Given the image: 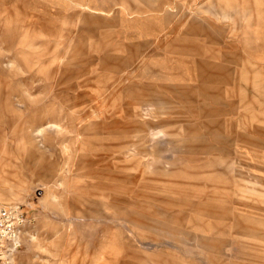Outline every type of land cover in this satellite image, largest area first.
<instances>
[{"label":"rangeland","instance_id":"obj_1","mask_svg":"<svg viewBox=\"0 0 264 264\" xmlns=\"http://www.w3.org/2000/svg\"><path fill=\"white\" fill-rule=\"evenodd\" d=\"M6 114L17 264H264V0H0Z\"/></svg>","mask_w":264,"mask_h":264},{"label":"built area","instance_id":"obj_2","mask_svg":"<svg viewBox=\"0 0 264 264\" xmlns=\"http://www.w3.org/2000/svg\"><path fill=\"white\" fill-rule=\"evenodd\" d=\"M26 218L19 205H0V264H15Z\"/></svg>","mask_w":264,"mask_h":264},{"label":"crops","instance_id":"obj_3","mask_svg":"<svg viewBox=\"0 0 264 264\" xmlns=\"http://www.w3.org/2000/svg\"><path fill=\"white\" fill-rule=\"evenodd\" d=\"M13 114H11V115H8V114H6L5 116H3V115H0V126L1 127H3V128H6V130H7V132H10L9 133V135H8V138H9V140L11 141V139H12V143H11V145H10V148L11 149H13V150H16L17 148H18V146H21L22 145V142H23V140L22 139H20L19 141H18V143H17V138H19V125L17 126V124H16V122H14L13 120H12V116ZM12 116V117H11ZM6 119V120H8V122L7 123H5V122H3L2 121V119ZM139 126L138 127H141L140 129H139V131L140 130H144V126H146L147 127V132H148V135H151V133L153 132V131H156V128L154 129V128H150V126L148 127L147 126V123H139L138 124ZM29 129H31V128H29ZM158 133L156 134V135H159V134H163L164 132L163 131H161V130H159V131H157ZM17 134V135H16ZM42 135H43V133H41ZM40 134V135H41ZM27 135V134H26ZM24 137H25V134H24ZM110 140H112V139H110ZM30 143H31V141H30ZM9 144H10V142H9ZM101 144L102 145H104L105 143L103 142H101ZM19 149L21 150H23V147H19ZM117 151V150H116ZM148 152H149V156H152V155H154L155 156V154L157 153V151H156V149H155V146L154 145H152V146H150L149 148H148ZM116 153H119V154H117L116 155V157H115V160L117 161V163H122V162H126L127 161V159H130V160H132V161H137V160H139V159H143V158H146L145 156H136V154H138L139 153V151L138 150H135V148L134 149H132V148H127L126 150H124L123 149V151H117ZM139 155V154H138ZM26 157H27V155L23 158V161H25V159H26ZM139 157V158H138ZM98 160V159H97ZM96 159L94 160V161H91L90 162V166L91 167H99V166H102V164L105 162V161H107L106 159H105V157H103V158H101V159H99L98 161H97ZM26 163V162H25ZM114 168V170L116 171V170H118L119 168H117V167H113ZM5 174H6V171H4L2 174H0V179H4L5 178ZM7 175V174H6ZM111 182H113V181H111ZM107 187H108V185H106ZM107 187H103L102 186V188L101 189H103L104 191L106 190V188ZM122 189V186L120 185V184H116V183H114V185L113 186H111V187H108V190H111L112 192H117V191H119V190H121Z\"/></svg>","mask_w":264,"mask_h":264},{"label":"bare ground","instance_id":"obj_4","mask_svg":"<svg viewBox=\"0 0 264 264\" xmlns=\"http://www.w3.org/2000/svg\"><path fill=\"white\" fill-rule=\"evenodd\" d=\"M15 264H17V263H15Z\"/></svg>","mask_w":264,"mask_h":264}]
</instances>
